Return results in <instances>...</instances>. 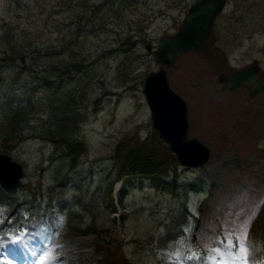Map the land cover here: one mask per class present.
<instances>
[{
    "label": "rangeland",
    "instance_id": "1",
    "mask_svg": "<svg viewBox=\"0 0 264 264\" xmlns=\"http://www.w3.org/2000/svg\"><path fill=\"white\" fill-rule=\"evenodd\" d=\"M176 1L0 0V90L17 107L30 101L33 106L31 113L13 119L0 100V150L24 164V180L31 183L9 196L0 192V264H13L4 247L8 234L17 233L19 218H25L24 233L31 228L26 235H34L38 243L30 252L31 264H40L49 250L56 259L44 256L45 264H114V254L96 253L95 234L74 233L78 224L104 229L111 250L119 248L118 255L138 264H232L219 240L240 208L264 195V146H259L264 139V91L249 100L245 89L224 90L216 80L219 66L203 63L198 53L182 55L167 68V76L188 104L189 135L212 151L208 163L197 169L178 167L174 189L172 183L155 186L140 178L129 183L123 203L107 195L114 177L110 155L115 140L134 131L146 136L153 129L142 87L147 72L159 64L145 43L149 40L153 47L161 33L177 28L185 0ZM251 9L245 26V38L251 39L235 48L241 60L230 63L235 67L256 56L264 67V15H257L255 4ZM129 37L137 43L122 53L117 47ZM34 80L39 84L33 85ZM45 80L52 87H44ZM71 95L76 104L66 105ZM11 128L23 135L17 146L7 145L5 130ZM50 132L83 139L87 145L78 167L62 180L66 159L45 138ZM40 180L42 187L37 186ZM53 182L55 205L44 214L41 205ZM36 188L44 196L31 205ZM199 211L196 226L192 215ZM263 222L261 205L249 231L247 243L254 250L250 264L264 258L255 235ZM180 239L183 248L175 243ZM178 249L183 253L178 262L165 259ZM193 254L200 259L184 258Z\"/></svg>",
    "mask_w": 264,
    "mask_h": 264
},
{
    "label": "water",
    "instance_id": "2",
    "mask_svg": "<svg viewBox=\"0 0 264 264\" xmlns=\"http://www.w3.org/2000/svg\"><path fill=\"white\" fill-rule=\"evenodd\" d=\"M220 4V0H202L190 6L179 30L173 36L160 39L155 57L157 62L169 65L182 51L201 47ZM218 80L230 88L247 85L250 95L264 87V79L256 78L251 67L232 74H220ZM144 82L143 93L150 106L152 125L157 128L159 137L168 143L169 149L177 154L181 163L197 165L205 162L209 149L197 138L186 136L187 106L169 86L165 68L160 67L158 71L148 73ZM21 174L20 164L11 161L8 155L0 153V183L13 187Z\"/></svg>",
    "mask_w": 264,
    "mask_h": 264
},
{
    "label": "trees",
    "instance_id": "3",
    "mask_svg": "<svg viewBox=\"0 0 264 264\" xmlns=\"http://www.w3.org/2000/svg\"><path fill=\"white\" fill-rule=\"evenodd\" d=\"M82 68V66L80 65ZM76 104V100L67 101L66 105ZM21 111L29 112L28 107L21 108ZM55 139L59 136V132L53 135ZM52 136V137H53ZM60 145L63 155L70 156V166H74L78 162L80 156L86 151L85 143L77 140L64 139ZM111 159L114 166L117 167V176L122 175H148L156 183H160V177L167 169H174L177 162L175 157L167 149L164 142L158 139L153 131L149 136L141 138L136 133H127L120 136L112 149ZM111 185V184H110ZM111 189V187H109ZM81 229L79 228L78 231ZM86 231H94L98 234L96 246L99 250L107 251V244L101 243L103 237L100 229H84ZM83 232V231H81ZM264 225L261 226L259 237L262 239ZM100 239V240H99ZM120 264H134L127 258H122Z\"/></svg>",
    "mask_w": 264,
    "mask_h": 264
},
{
    "label": "flooded vegetation",
    "instance_id": "4",
    "mask_svg": "<svg viewBox=\"0 0 264 264\" xmlns=\"http://www.w3.org/2000/svg\"><path fill=\"white\" fill-rule=\"evenodd\" d=\"M200 1L201 0L183 1L184 6L181 11L185 13L186 9H188L191 4ZM176 3H178V0ZM253 4L259 8V10H257V15L262 17L264 15V0H223L222 11L214 16L209 33L210 35L203 44V47L201 50L189 53H198L203 63L207 64H227L228 62L233 63L241 61L239 60L240 57L237 58V56H235L238 51H236V49H238L237 47L239 45L240 47L243 46L244 41H249V39H251V37H249V39L245 38L248 37L247 33H249L246 31L245 26L248 20L247 15L254 10L251 9ZM181 20L182 17L179 23ZM179 23L176 24L180 25ZM254 32L258 33L256 30ZM248 55H250V52Z\"/></svg>",
    "mask_w": 264,
    "mask_h": 264
},
{
    "label": "snow or ice",
    "instance_id": "5",
    "mask_svg": "<svg viewBox=\"0 0 264 264\" xmlns=\"http://www.w3.org/2000/svg\"><path fill=\"white\" fill-rule=\"evenodd\" d=\"M261 205H264V195L255 203L250 204L247 209L241 207L235 214L236 219L231 222L232 228L222 240H219V244L222 245L223 251L228 255V260L231 261L232 264H250V256L254 250L250 249L247 243L249 240V231L253 220L259 213ZM242 216L244 219L241 220L240 218ZM175 243L179 244L180 248L184 247V241L182 239L177 240ZM210 250L217 254L221 251L220 248H212ZM182 255L183 253L178 249L174 253H170L165 259H175L178 262ZM44 256H46L49 261H54L56 259V255L49 250L41 257L40 264H45ZM184 258L187 260L200 259V257H196L195 254L185 256ZM213 260H215V257ZM215 264H221V261L215 260ZM251 264H264V258L253 260Z\"/></svg>",
    "mask_w": 264,
    "mask_h": 264
},
{
    "label": "bare ground",
    "instance_id": "6",
    "mask_svg": "<svg viewBox=\"0 0 264 264\" xmlns=\"http://www.w3.org/2000/svg\"><path fill=\"white\" fill-rule=\"evenodd\" d=\"M80 253H81V251H77V252L75 253L77 258H79Z\"/></svg>",
    "mask_w": 264,
    "mask_h": 264
}]
</instances>
